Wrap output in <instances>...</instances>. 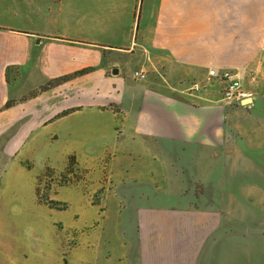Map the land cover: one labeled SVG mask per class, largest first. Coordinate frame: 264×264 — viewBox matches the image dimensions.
<instances>
[{"label": "crops", "instance_id": "obj_1", "mask_svg": "<svg viewBox=\"0 0 264 264\" xmlns=\"http://www.w3.org/2000/svg\"><path fill=\"white\" fill-rule=\"evenodd\" d=\"M237 141L264 156V0H0V264H264Z\"/></svg>", "mask_w": 264, "mask_h": 264}, {"label": "built area", "instance_id": "obj_2", "mask_svg": "<svg viewBox=\"0 0 264 264\" xmlns=\"http://www.w3.org/2000/svg\"><path fill=\"white\" fill-rule=\"evenodd\" d=\"M134 76L138 79H146L145 73L142 72H136ZM208 78L210 83L214 81L219 83L223 99L228 106L240 103L248 97V94L243 89L241 80L234 71L210 69L208 71ZM205 90H207V86L204 83H196L190 88L189 94L191 97H196Z\"/></svg>", "mask_w": 264, "mask_h": 264}, {"label": "rangeland", "instance_id": "obj_3", "mask_svg": "<svg viewBox=\"0 0 264 264\" xmlns=\"http://www.w3.org/2000/svg\"><path fill=\"white\" fill-rule=\"evenodd\" d=\"M216 92H220L221 88L220 85L216 83ZM232 150L235 152L236 157H232L231 163H225L222 168H225L226 170H234L237 168V170L240 171H248V170H260L262 165H264V156H252L250 157L249 155L245 154V145L244 143H235L234 146L232 147ZM263 161V163H262ZM216 170L218 169V166L216 167ZM213 183L216 185V182L213 181ZM206 192H212V189H206ZM215 199L216 200V195H211V201ZM63 209V208H61ZM32 212L30 213H25V216L29 215V217L34 218L32 215ZM72 243L73 241L75 242L74 235L72 237Z\"/></svg>", "mask_w": 264, "mask_h": 264}, {"label": "water", "instance_id": "obj_4", "mask_svg": "<svg viewBox=\"0 0 264 264\" xmlns=\"http://www.w3.org/2000/svg\"><path fill=\"white\" fill-rule=\"evenodd\" d=\"M246 101V103L248 102V101H250V100H245Z\"/></svg>", "mask_w": 264, "mask_h": 264}]
</instances>
